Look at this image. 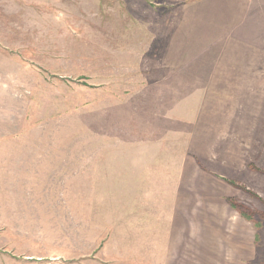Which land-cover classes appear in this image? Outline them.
I'll use <instances>...</instances> for the list:
<instances>
[{
	"label": "rangeland",
	"instance_id": "1",
	"mask_svg": "<svg viewBox=\"0 0 264 264\" xmlns=\"http://www.w3.org/2000/svg\"><path fill=\"white\" fill-rule=\"evenodd\" d=\"M160 263L264 264V0H0V264Z\"/></svg>",
	"mask_w": 264,
	"mask_h": 264
},
{
	"label": "crops",
	"instance_id": "2",
	"mask_svg": "<svg viewBox=\"0 0 264 264\" xmlns=\"http://www.w3.org/2000/svg\"><path fill=\"white\" fill-rule=\"evenodd\" d=\"M158 242V241H157ZM155 244H156V242H155ZM148 246V245H147ZM146 246V248H160V249H163V247H165L164 249L166 250V252H164V255L166 254H168V252H167V250L169 249V247H170V243H169V241H166V242H162V244H156V246L154 245V244H149V246L147 247ZM168 248V249H167ZM150 250V249H149ZM152 254V253H151ZM153 255V254H152ZM168 256V255H167ZM161 264V263H160Z\"/></svg>",
	"mask_w": 264,
	"mask_h": 264
}]
</instances>
